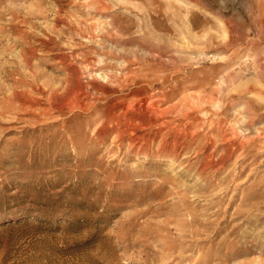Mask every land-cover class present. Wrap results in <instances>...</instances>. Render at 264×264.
<instances>
[{
	"label": "rangeland",
	"instance_id": "rangeland-1",
	"mask_svg": "<svg viewBox=\"0 0 264 264\" xmlns=\"http://www.w3.org/2000/svg\"><path fill=\"white\" fill-rule=\"evenodd\" d=\"M263 10L0 0V264H262ZM175 138L178 161L155 153Z\"/></svg>",
	"mask_w": 264,
	"mask_h": 264
},
{
	"label": "bare ground",
	"instance_id": "bare-ground-1",
	"mask_svg": "<svg viewBox=\"0 0 264 264\" xmlns=\"http://www.w3.org/2000/svg\"><path fill=\"white\" fill-rule=\"evenodd\" d=\"M148 2L150 1V0H147ZM153 1V0H152ZM155 1H157V0H155ZM259 1V3H264V0H258ZM146 3V2H145ZM155 3V2H154ZM247 3V2H246ZM150 4V3H149ZM152 4V3H151ZM258 4V3H257ZM107 6V5H106ZM219 6V5H218ZM88 7V6H87ZM258 7V6H257ZM259 7H261V6H259ZM223 9H226V8H223ZM149 10V9H148ZM222 10V9H221ZM213 11V10H212ZM215 12H217V11H215ZM214 12V13H215ZM259 12V11H258ZM263 12H264V10H263ZM212 14V13H211ZM213 15V14H212ZM260 15V14H259ZM122 16H124V15H122ZM237 16V15H236ZM111 17V16H110ZM159 17V16H158ZM262 17V16H261ZM224 19V18H223ZM124 20V19H123ZM230 20V19H229ZM112 21V20H111ZM121 21V20H120ZM225 21V20H224ZM119 23V21H116V23ZM263 23V22H262ZM221 24V23H220ZM219 24V25H220ZM109 25V24H108ZM114 26V25H113ZM258 26V25H257ZM210 27V26H209ZM117 28V27H116ZM174 28V27H173ZM222 28V27H221ZM220 29V28H219ZM258 29V28H257ZM221 30V29H220ZM227 30V29H226ZM261 30V29H260ZM127 31V30H126ZM220 31H218V33H219ZM148 33V32H147ZM49 34V33H48ZM229 34V33H228ZM83 35H84V33H83ZM184 34H182V36H183ZM218 35V34H217ZM144 36V35H143ZM241 37V36H240ZM122 38V37H121ZM45 39V38H44ZM91 39V38H90ZM184 39V38H183ZM49 40V39H48ZM21 41V40H20ZM40 41V40H39ZM43 41H45V40H43ZM92 41V40H91ZM47 42V41H46ZM45 42V43H46ZM21 43V42H20ZM51 43V42H50ZM243 43V42H242ZM248 43V42H247ZM38 44V43H37ZM41 44V43H40ZM44 44V43H43ZM50 45V44H49ZM241 45H243V44H241ZM41 47V46H40ZM203 46H201V48H202ZM238 47V46H237ZM247 47V46H246ZM24 48V47H23ZM47 48V47H46ZM51 48V47H50ZM199 48V47H198ZM22 49V48H21ZM234 49V48H233ZM236 49V48H235ZM148 52V51H147ZM195 52V51H194ZM183 53V52H182ZM21 54H22V52H21ZM204 55V54H203ZM223 56V55H222ZM195 57V56H194ZM31 58V57H30ZM87 58V57H86ZM163 59H165V58H163ZM170 60V59H169ZM189 60V59H188ZM202 60V59H201ZM207 60V59H206ZM215 60V59H214ZM233 60V59H232ZM166 61V60H165ZM168 61V60H167ZM183 61V60H182ZM148 62V61H147ZM169 62V61H168ZM221 62V61H220ZM179 63H181L180 61H179ZM178 63V64H179ZM214 63V62H213ZM216 63V62H215ZM112 64V63H111ZM230 64V63H229ZM229 64H227V65H229ZM242 64V63H241ZM180 65V64H179ZM184 65V64H183ZM238 65V64H237ZM243 65V64H242ZM68 66V65H67ZM87 66H88V64H87ZM160 66V65H159ZM182 67V66H181ZM226 67V66H225ZM224 67V68H225ZM84 68V67H83ZM86 68V67H85ZM145 69V68H144ZM181 69H183V68H181ZM231 69V68H230ZM96 70V69H95ZM151 70V69H150ZM208 70V69H207ZM206 70V71H207ZM88 71V70H87ZM97 71V70H96ZM95 71V72H96ZM134 71V70H133ZM183 71V70H182ZM170 73V72H169ZM204 73V72H203ZM213 73V72H212ZM88 74V73H87ZM92 73H90V75H91ZM94 74V73H93ZM133 74V73H132ZM95 75V74H94ZM93 75V76H94ZM111 75V74H110ZM208 75V74H207ZM92 76V77H93ZM96 76L97 77H99L102 81H104V82H108L109 80H111V77L110 76H108L107 74H104V75H102V74H100V73H98V72H96ZM203 76V75H202ZM72 77V76H71ZM167 77V76H166ZM85 78V77H84ZM122 78V77H121ZM129 78V77H128ZM73 79H75V78H73ZM118 79V78H117ZM19 80V79H18ZM80 80V79H79ZM195 80V79H194ZM214 80V79H213ZM68 81H69V79H68ZM125 81V80H124ZM204 81V80H203ZM192 82V81H191ZM18 83V82H17ZM117 83V82H116ZM202 83V82H201ZM19 84V83H18ZM115 84V83H114ZM80 85V84H79ZM112 85H113V83H112ZM116 85V84H115ZM70 86V85H69ZM177 86V85H176ZM101 87H103V86H101ZM105 87V86H104ZM118 87H119V85H118ZM71 88V87H70ZM107 88V87H106ZM69 89V88H68ZM67 89V90H68ZM177 89H179V88H177ZM185 89V88H184ZM207 89V88H206ZM253 90V89H252ZM114 91V90H113ZM51 92V91H50ZM76 92V91H75ZM143 92V91H142ZM162 92H164V91H162ZM210 92V91H209ZM28 93V92H27ZM71 93V92H70ZM179 93V92H178ZM189 93V92H188ZM261 93V92H260ZM26 94V93H25ZM29 94V93H28ZM131 94V93H130ZM143 94V93H142ZM208 94V93H207ZM14 95H15V93H14ZM55 95H57V93L55 94ZM69 95V94H68ZM73 95V94H72ZM77 95V94H76ZM79 95V94H78ZM98 95H100V94H98ZM129 95V94H128ZM176 95V94H175ZM182 95V94H181ZM196 95H198V94H196ZM245 95V94H244ZM16 96V95H15ZM23 96V95H22ZM64 96V95H63ZM96 96V95H95ZM102 96V95H101ZM231 96V95H230ZM25 97V96H24ZM38 97V96H37ZM62 97V96H61ZM91 97V96H90ZM7 98V97H6ZM6 98H4V99H6ZM63 98V97H62ZM71 98H74V97H72L71 96ZM76 98V97H75ZM78 98V97H77ZM65 99V98H64ZM79 99V98H78ZM115 99V98H114ZM123 99V98H122ZM222 99V98H221ZM22 100V99H21ZM168 100V99H167ZM201 100H203V99H201ZM204 100H206L205 99V97H204ZM208 100V99H207ZM31 101V100H30ZM91 101V100H90ZM139 101H140V99H139ZM185 101H186V98H185ZM188 101V100H187ZM196 101V100H195ZM18 102V101H17ZM24 102V101H23ZM124 103H125V101H123ZM144 102V101H143ZM181 102V101H180ZM201 102V101H200ZM205 102V101H204ZM206 102H208V101H206ZM211 102V101H210ZM26 103V102H25ZM189 104H190V101L188 102ZM221 103V102H220ZM223 103V102H222ZM34 104V103H33ZM68 104V103H67ZM122 104V103H121ZM142 104V103H141ZM156 104H157V102H149V104H148V106L147 107H150L151 109H152V111H151V114L153 115V117L155 118V120H157V121H159L158 122V127H160L161 129H162V127H167L168 125H169V120H165V113H164V111H162V110H160V109H157V108H155L156 107ZM196 104V103H195ZM207 104V103H206ZM216 104V103H215ZM25 105V104H24ZM78 105H81V104H78ZM107 105V104H106ZM105 105V106H106ZM123 105V104H122ZM181 105V104H180ZM208 105V104H207ZM221 105V104H220ZM74 106V104H71V107H73ZM128 105H126V107H127ZM187 106V105H186ZM209 106V105H208ZM69 107V106H68ZM174 107V106H173ZM182 107V106H181ZM184 107H185V105H184ZM26 108V107H25ZM116 108V107H115ZM130 108V107H129ZM163 108V107H162ZM180 108V107H179ZM178 108V109H179ZM190 108L191 109H196L195 107H194V105H191L190 106ZM206 108V107H205ZM247 108V107H246ZM21 109V108H20ZM187 109V108H186ZM185 109V110H186ZM189 109V108H188ZM187 109V110H188ZM207 109H208V107H207ZM249 109V108H248ZM15 110V109H14ZM27 110V109H26ZM35 110H38V109H35ZM50 110V109H49ZM190 110V109H189ZM250 110V109H249ZM252 110V109H251ZM11 111V110H10ZM17 111V110H16ZM44 111H46V110H44ZM48 111V110H47ZM174 111V113L176 112L175 110H173ZM178 111V110H177ZM192 111H194V110H192ZM200 111V110H199ZM6 112V111H5ZM30 112V111H29ZM50 112V111H49ZM110 112V111H109ZM113 112V111H112ZM210 112V111H209ZM213 112H215V111H213ZM221 112V111H220ZM245 112V111H244ZM251 112V111H250ZM7 113V112H6ZM24 113V112H23ZM46 113V112H45ZM173 113V114H174ZM178 113V112H177ZM12 114V113H11ZM48 114V113H47ZM171 114V113H170ZM182 114V113H181ZM184 114V113H183ZM182 114V115H183ZM195 114V113H194ZM210 114V113H209ZM208 114V115H209ZM219 114H221V113H219ZM248 114V113H247ZM2 115H4V114H2ZM37 115V114H36ZM175 115V114H174ZM207 115V116H208ZM212 115V114H211ZM240 115V114H239ZM244 115V114H243ZM7 116V115H6ZM188 116V115H187ZM198 116V115H197ZM241 116V115H240ZM257 116V115H256ZM206 117V116H205ZM13 118V117H12ZM32 118H33V116H32ZM35 118V117H34ZM37 119V118H36ZM137 120V119H136ZM189 120H190V118H189ZM256 120V119H255ZM191 121V120H190ZM204 121H206V120H204ZM187 122H188V120H187ZM195 122V121H194ZM197 122V121H196ZM249 122V121H248ZM256 122V121H255ZM201 123V122H200ZM205 123V122H204ZM203 123V124H204ZM247 123V122H246ZM132 124V123H131ZM183 124V123H182ZM208 124V123H207ZM211 124V123H210ZM245 124V123H244ZM190 125V124H189ZM202 125V124H201ZM201 125H199V126H201ZM222 125V124H221ZM130 125H128L127 127H129ZM191 126V125H190ZM212 126V125H211ZM249 126V125H248ZM176 127V126H175ZM189 127V126H188ZM220 127V126H219ZM139 128V127H138ZM141 128V127H140ZM182 128H184V127H182ZM8 129H12V128H8ZM198 129V128H197ZM201 129V128H200ZM217 129V128H216ZM215 129V130H216ZM126 130H128V129H126ZM126 130H119L118 129V134H117V136L120 138V139H123L124 137H125V133H126V135H127V138H131V137H129L130 135H132V136H134V134L132 133V132H127ZM172 130V129H171ZM185 130V129H184ZM224 130V129H223ZM172 131H174V130H172ZM221 131V130H220ZM175 132V131H174ZM195 132V131H194ZM211 132V131H210ZM218 132V131H217ZM224 132V131H223ZM223 132H221V133H223ZM235 132V131H234ZM236 132H238L237 130H236ZM114 133V132H113ZM179 133V132H178ZM180 133H182V132H180ZM219 133V132H218ZM230 133H231V131H230ZM101 134V133H100ZM156 135H157V133H155ZM129 135V136H128ZM231 135V134H230ZM234 135V134H233ZM232 135V136H233ZM212 136V135H211ZM210 136V137H211ZM110 137H112V136H110ZM136 137V140H139V138L141 139L138 143H139V146H138V148H136V150H143V151H145V152H147V150L149 149V147L147 146L146 147V144L148 143V141L146 140V138H144V136H141V135H138V136H135ZM222 137V136H221ZM237 137H238V135H237ZM152 138V137H151ZM220 138V137H219ZM106 139V138H105ZM168 139V138H167ZM180 139V138H179ZM178 138H175V140H173V142L171 143V144H169V149L168 148H166L165 146L164 147H160L159 148V151H161V152H159V151H157L156 150V152L155 153H157V154H160V153H162V154H169V155H171V157H172V160L175 162V161H178L179 160V155H181V153H182V151L183 150H185L186 148H187V143H186V140L184 139V141H180ZM230 139V138H229ZM245 139V138H244ZM248 139V138H247ZM247 139H246V141H247ZM251 139V138H250ZM108 140V139H107ZM136 140H134V142L132 141V143H137V141ZM163 140V139H162ZM188 140V139H187ZM193 140V139H192ZM119 141V140H118ZM215 141V140H214ZM263 141V140H262ZM261 141V142H262ZM190 143V142H189ZM222 143H223V141H222ZM132 145V144H131ZM194 145V144H193ZM197 146V145H196ZM198 147V146H197ZM216 147V146H215ZM116 148V147H115ZM119 149V148H118ZM160 149H162V150H160ZM212 149V148H211ZM202 150V149H201ZM141 152V151H140ZM200 153H202V152H199L198 153V150H196V151H194V152H189V153H183V155H182V158L181 159H185V160H192V158H196L197 156L199 157L201 154ZM114 154V153H113ZM228 159H229V157H228ZM181 161V160H180ZM190 162V161H189ZM197 163H199V165L198 166H201V169H200V171L201 170H207V169H209V168H212L214 165H216L215 163H216V159H214L213 158V153H211V152H209V153H207V154H202V156L197 160ZM173 164V163H172ZM215 167V166H214ZM219 168H220V166H219ZM232 179V178H231ZM216 203H217V201H216ZM218 212V211H217ZM212 213V212H211ZM215 214V213H214ZM223 214V213H222ZM171 216V215H170ZM214 216V215H213ZM188 217V216H187ZM174 220V219H173ZM172 220V221H173ZM225 220H226V218H225ZM182 221V220H181ZM200 221V220H199ZM204 221V220H203ZM165 222V221H164ZM202 229V228H201ZM179 230V229H178ZM165 246V245H164ZM166 247V246H165ZM264 263V262H263ZM262 263V264H263Z\"/></svg>",
	"mask_w": 264,
	"mask_h": 264
}]
</instances>
